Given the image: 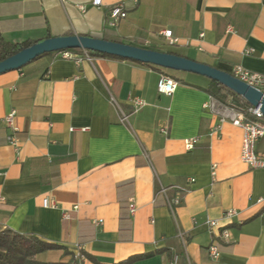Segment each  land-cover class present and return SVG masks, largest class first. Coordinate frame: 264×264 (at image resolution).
<instances>
[{
	"label": "crops",
	"instance_id": "0c3cea01",
	"mask_svg": "<svg viewBox=\"0 0 264 264\" xmlns=\"http://www.w3.org/2000/svg\"><path fill=\"white\" fill-rule=\"evenodd\" d=\"M122 2L128 15L110 27L109 10ZM63 34L172 50L230 73L236 65L264 72V0H0L5 40ZM92 57L49 52L0 73V228L60 245L40 252L41 261L169 264L179 254L181 264H264V168L241 160L242 128L227 121L209 134L218 121L204 107L209 78L176 72L178 86L167 95L158 91L162 69ZM134 96L146 101L137 111ZM12 110L18 149L5 122ZM256 148L264 154V137ZM177 185L187 189L172 210L158 191ZM46 197L53 206H44ZM229 209L238 215L210 230L207 220ZM211 243L220 247L216 259Z\"/></svg>",
	"mask_w": 264,
	"mask_h": 264
},
{
	"label": "built area",
	"instance_id": "2783aa9c",
	"mask_svg": "<svg viewBox=\"0 0 264 264\" xmlns=\"http://www.w3.org/2000/svg\"><path fill=\"white\" fill-rule=\"evenodd\" d=\"M138 1V0H135ZM94 5H102L103 0H92ZM128 11L126 9L125 4L118 3L114 5L110 10L107 18V24L110 27H117L121 19L127 17ZM163 34L166 36L168 42L170 44H176L178 42V38L174 37L173 31L171 29H166L163 31ZM252 51V50H250ZM61 57L65 59H73L77 62H81L84 59L92 60V55L85 50L83 52H76L71 49H66L61 51ZM232 74L241 80L247 82L250 85L255 86L256 88L260 89L264 92V72H256L245 68L242 65H236L233 69ZM178 80L171 76L166 72L160 73V79L158 82V91L162 94L170 95L172 94L177 86ZM112 101L119 110V120L124 124H129V117L130 114L125 112L121 106L119 105L118 101L112 97ZM130 101L133 104L134 111L139 110L141 107L146 105V101L141 97H130ZM204 107L211 110L214 114L218 116V121L212 126L210 130V135H217L220 133L222 129L223 123L230 121L234 125L243 129V140H242V147L240 157L241 160L249 165L251 168H264V154H261L257 151L256 145L257 142L264 137V114L260 110L259 107L250 106L247 111H242L236 107L229 106L227 104L222 103L215 97L210 95V99L204 103ZM16 112L12 110L5 116V122L7 126L10 128L11 133L8 136V140L10 144L14 145L16 149L20 147V140L16 135L18 131V127L15 123ZM74 130L75 128H71ZM87 128H83L86 130ZM198 137L188 138L185 140L186 149L194 148L195 144L198 142ZM216 166L217 164L214 163L213 174L216 173ZM191 182L195 181L194 178L190 179ZM170 189H176L177 193L175 196L171 197L169 195ZM187 188L184 186H172L171 187H164L158 191V194H163L166 198L167 204L173 210L174 205L179 204L181 202L182 196L179 192L186 190ZM44 206H53L54 201L50 198L46 197L43 200ZM129 211L131 214L135 211V204L134 202H130L129 204ZM238 215V211L236 209H229L227 210L222 218L219 219H212L209 218L207 220V224L210 230L220 228L223 221L231 220ZM222 228V227H221ZM222 236L225 239H228L230 233L228 229H223ZM81 248V246H79ZM208 251L210 255L216 259L220 255V247L216 243H211L208 246ZM169 264H181L180 263V256L179 254H174L172 256V260Z\"/></svg>",
	"mask_w": 264,
	"mask_h": 264
},
{
	"label": "water",
	"instance_id": "95a60500",
	"mask_svg": "<svg viewBox=\"0 0 264 264\" xmlns=\"http://www.w3.org/2000/svg\"><path fill=\"white\" fill-rule=\"evenodd\" d=\"M75 48L103 52L165 68L206 76L219 81L227 88L242 96L251 105L259 107L264 114V92L228 71L176 53L91 35L63 34L50 36L34 42L32 45L23 47L17 53L1 60L0 73L21 68L42 54Z\"/></svg>",
	"mask_w": 264,
	"mask_h": 264
},
{
	"label": "trees",
	"instance_id": "16d2710c",
	"mask_svg": "<svg viewBox=\"0 0 264 264\" xmlns=\"http://www.w3.org/2000/svg\"><path fill=\"white\" fill-rule=\"evenodd\" d=\"M107 39V38H105ZM110 40V39H108ZM123 42L120 40H114ZM34 40H26L24 42H10L0 37V61L17 53L23 47H28L32 45ZM76 52H83L82 48L71 49ZM159 50V49H158ZM62 51V50H59ZM58 52V51H57ZM91 55H104L110 57L124 58L121 56L111 55L103 52L88 50ZM182 55L175 51H167ZM184 56V55H183ZM141 62V61H139ZM145 63V62H142ZM153 67L162 69L164 72L176 77V72L180 70L170 69L154 65L151 63H145ZM209 85L206 90L209 94L219 101L232 105L242 111H247V109L252 106L247 100L242 96L238 95L231 89L227 88L217 80L210 79ZM126 208V206H123ZM122 219H128L129 216L123 212ZM126 224V223H124ZM60 247L57 243L47 242L38 238L35 235H26L16 232L10 228H0V264H69L66 262H53V261H41L37 258V255L45 250L54 249Z\"/></svg>",
	"mask_w": 264,
	"mask_h": 264
},
{
	"label": "rangeland",
	"instance_id": "374dc122",
	"mask_svg": "<svg viewBox=\"0 0 264 264\" xmlns=\"http://www.w3.org/2000/svg\"><path fill=\"white\" fill-rule=\"evenodd\" d=\"M223 103V102H222ZM224 104H226V103H224ZM227 105H229V104H227ZM229 106H232V105H229ZM232 107H234V106H232ZM241 110V109H240Z\"/></svg>",
	"mask_w": 264,
	"mask_h": 264
}]
</instances>
